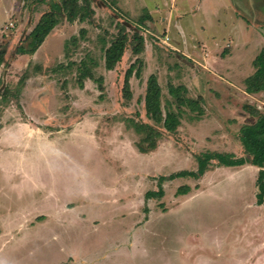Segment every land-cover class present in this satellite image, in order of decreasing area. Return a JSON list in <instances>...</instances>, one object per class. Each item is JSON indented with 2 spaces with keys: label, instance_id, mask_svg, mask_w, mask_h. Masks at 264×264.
Instances as JSON below:
<instances>
[{
  "label": "rangeland",
  "instance_id": "rangeland-1",
  "mask_svg": "<svg viewBox=\"0 0 264 264\" xmlns=\"http://www.w3.org/2000/svg\"><path fill=\"white\" fill-rule=\"evenodd\" d=\"M225 1L89 0L93 13L70 23L56 9L64 0H0V264H264L254 166L213 162L145 199L160 177L195 171L201 154L248 158L238 137L254 120L245 104L264 113V94L244 85L264 49V0ZM50 12L58 24L36 59L17 55ZM112 44L122 55L106 69ZM150 76L163 111L180 115L172 133L146 115ZM170 87L201 100L203 113L176 110ZM134 124L159 132L153 145ZM50 127L67 134L50 140Z\"/></svg>",
  "mask_w": 264,
  "mask_h": 264
},
{
  "label": "trees",
  "instance_id": "trees-1",
  "mask_svg": "<svg viewBox=\"0 0 264 264\" xmlns=\"http://www.w3.org/2000/svg\"><path fill=\"white\" fill-rule=\"evenodd\" d=\"M79 0H64V3L60 6H56V9L62 10L67 13V20L73 23L79 18V21H84L93 13V10L88 7L89 0H84L85 7L78 5ZM58 24V18L55 13L50 12L45 19L41 18L36 27L32 30L29 35L30 42L28 49L17 48V54L33 55L38 48L42 45L46 37ZM138 42L141 45L143 39L138 37ZM122 44L116 46L115 44L110 45L105 51V67L106 69L112 68L117 61L120 60L122 55ZM114 50L116 52L114 53ZM113 51V52H112ZM114 55V57H113ZM134 66L129 67L125 73V81L122 89L124 97H129L128 79L133 75ZM254 73L245 79V92L249 95L253 94H264V49L253 60ZM134 76L139 77V72L136 70ZM91 78V76H87ZM169 95L175 100L176 110L181 111L182 108H187L190 112L201 115L203 113L201 100H193L185 96L186 89L183 87H170L168 89ZM161 88H159L157 79L155 76H150L147 80L146 96H145V109L148 118L158 126L162 127L166 132L172 133L176 131L180 123V115L176 112L170 111L169 108L165 112L161 106ZM171 106V105H170ZM244 112H246L251 119L249 123L243 125L239 130L238 140L240 145L248 158H236L233 154L227 153H204L199 155L197 160V168L195 171H181L175 174H171L168 177H160L157 191H149L145 194V199H158L164 196L163 183L171 181L176 178H192L199 179L202 177L212 166L213 162H216L218 167H239L244 164H249L259 168L256 186L260 193L257 195L258 204L263 201L264 198V113L260 112L259 108L251 106V104H245L243 106ZM134 132L137 134H143L146 136L142 139L143 142H149L150 146L153 143L150 140L152 134H158L149 125L134 124L132 126ZM141 143V144H142ZM141 144H138L141 145ZM146 149L139 148L141 153H146ZM188 188H179L176 191L177 195H182L188 192Z\"/></svg>",
  "mask_w": 264,
  "mask_h": 264
},
{
  "label": "crops",
  "instance_id": "crops-1",
  "mask_svg": "<svg viewBox=\"0 0 264 264\" xmlns=\"http://www.w3.org/2000/svg\"><path fill=\"white\" fill-rule=\"evenodd\" d=\"M219 1V4H222L223 2H226L225 0H223V2H221V0H218ZM230 2H231V0H227V3H225L226 4V6H228L229 7V5H230ZM120 9H122L124 12H126L127 13V10H126V8L125 7H123L122 6V4H120V2H114ZM227 7V9H228V13H229V8ZM149 15H152L151 13H148ZM230 14V13H229ZM211 15H214V18L215 17H218L219 15H222V11H211ZM229 23H230V25H232V23H231V18L229 19V21H228ZM181 26V25H180ZM47 38V37H46ZM45 41V40H44ZM43 45H44V42L42 43V45L38 48V50L39 49H41L42 47H43ZM37 50V51H38ZM263 50V49H262ZM37 51L32 55V56H34V58H32V59H36V57H37ZM259 54V53H258ZM257 54V55H258ZM17 55H20V54H17ZM28 54H24V55H20L21 57H25V56H27ZM256 55V56H257ZM28 56H30V55H28ZM255 59V58H254ZM43 89H46V88H43ZM39 90V92L37 93L38 95L35 97H33L32 98V103H36V105L37 106H45V104L43 103V101L42 100H40V99H37L39 96H40V94L42 93V94H46V90ZM33 91V90H32ZM58 99V98H57ZM59 100V99H58ZM30 101V102H31ZM52 128L50 127V140L51 139H53L54 138V135L53 134H67V133H64V132H59V131H55V130H51ZM246 165H249V164H246ZM252 166V165H251ZM240 167V166H239ZM256 169H257V174H258V171H259V168L258 167H256V166H254ZM209 171V170H208ZM207 171V172H208ZM263 206V205H262Z\"/></svg>",
  "mask_w": 264,
  "mask_h": 264
}]
</instances>
